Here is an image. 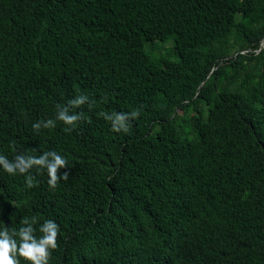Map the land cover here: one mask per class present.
Instances as JSON below:
<instances>
[{
  "label": "trees",
  "instance_id": "16d2710c",
  "mask_svg": "<svg viewBox=\"0 0 264 264\" xmlns=\"http://www.w3.org/2000/svg\"><path fill=\"white\" fill-rule=\"evenodd\" d=\"M263 38L264 0H0V155L69 172L0 167V231L54 221L48 264H264Z\"/></svg>",
  "mask_w": 264,
  "mask_h": 264
},
{
  "label": "clouds",
  "instance_id": "9594fccd",
  "mask_svg": "<svg viewBox=\"0 0 264 264\" xmlns=\"http://www.w3.org/2000/svg\"><path fill=\"white\" fill-rule=\"evenodd\" d=\"M89 100L87 95H79L67 102L66 106L57 105L56 118L41 120L32 125L34 130L41 128H53L56 126V121H61L68 127L66 131H72L78 121L82 120L83 113H76L73 110L81 107ZM100 115L111 123V129L114 132H127L130 127V122L140 115V110L135 109L130 113L127 112H101ZM68 166L67 160L59 155L56 151L44 152L39 157L18 154L14 160H9L7 157L0 155V167L9 175L29 173L33 167L46 170L49 177L48 184L50 189H55L60 180H67L69 172L65 171L62 175H58V170ZM34 177L28 175L26 183L29 188L34 185ZM37 222L36 217H32L31 221L28 218L23 219V227L18 231L8 227H4L0 231V264H20L18 257L28 261L29 264H48L51 251L57 248V236L59 226L52 220H46L40 227L39 232L42 236H35L33 225ZM19 238V240L16 239Z\"/></svg>",
  "mask_w": 264,
  "mask_h": 264
},
{
  "label": "rangeland",
  "instance_id": "374dc122",
  "mask_svg": "<svg viewBox=\"0 0 264 264\" xmlns=\"http://www.w3.org/2000/svg\"><path fill=\"white\" fill-rule=\"evenodd\" d=\"M156 43H157V49L155 50L154 55H161V56L163 55L168 58L174 59L171 57L170 54L167 53L169 52L173 44V41L171 39L166 41H157Z\"/></svg>",
  "mask_w": 264,
  "mask_h": 264
},
{
  "label": "water",
  "instance_id": "95a60500",
  "mask_svg": "<svg viewBox=\"0 0 264 264\" xmlns=\"http://www.w3.org/2000/svg\"><path fill=\"white\" fill-rule=\"evenodd\" d=\"M261 46H262V47L264 46V38L262 39Z\"/></svg>",
  "mask_w": 264,
  "mask_h": 264
}]
</instances>
